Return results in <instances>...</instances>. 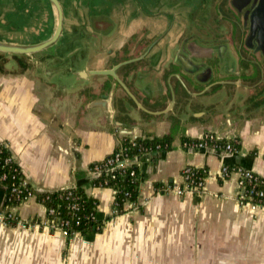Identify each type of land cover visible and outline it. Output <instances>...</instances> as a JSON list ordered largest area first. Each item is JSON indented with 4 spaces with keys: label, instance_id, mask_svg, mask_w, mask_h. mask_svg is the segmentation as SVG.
<instances>
[{
    "label": "crops",
    "instance_id": "obj_1",
    "mask_svg": "<svg viewBox=\"0 0 264 264\" xmlns=\"http://www.w3.org/2000/svg\"><path fill=\"white\" fill-rule=\"evenodd\" d=\"M59 2L63 31L57 42L25 56L28 66L23 72H17L14 59L5 56L7 73H0V140L34 193L80 187L97 200V218L104 225L101 232L70 237L41 229L34 222L43 218L45 206L32 197L14 208L20 225H7L0 217V264H264V206L252 209L240 202L237 175L224 178L220 173L227 165L264 177V87L236 90L237 97L216 123L205 120L204 107L190 106L185 109L190 118L186 124L174 122L173 116L182 109L181 100L195 99L192 96L201 88H189L188 94L177 88L169 117L146 124L116 115L106 120L100 109L87 107L96 97L94 83L105 78L87 75L76 80L72 75L77 69H105L135 58L143 52L146 39L166 47L158 60H167L179 39L180 22L172 13L198 9L199 3L213 9V0ZM53 27L47 0H0V40L33 44L47 38ZM46 66L52 67L48 74ZM139 67L140 62L132 69ZM242 67L239 59L223 62L221 78L252 82ZM57 70L72 75L70 86L51 82ZM120 74L127 76L125 69ZM106 82L109 85L111 80ZM172 82L177 85L175 79ZM126 84L144 107L150 106L148 94L156 89L148 74L138 71L134 82ZM125 102L135 108L127 96ZM169 103L167 93L163 106ZM203 133L236 139L239 150L219 155L183 146V138ZM165 134L171 135L169 149L147 152L135 160L137 204L128 203L124 213L112 216L113 189L92 185L95 175L90 165L110 154L123 137ZM186 165L206 170L203 188L182 194L159 191L183 186Z\"/></svg>",
    "mask_w": 264,
    "mask_h": 264
},
{
    "label": "water",
    "instance_id": "obj_2",
    "mask_svg": "<svg viewBox=\"0 0 264 264\" xmlns=\"http://www.w3.org/2000/svg\"><path fill=\"white\" fill-rule=\"evenodd\" d=\"M47 1L54 14V27L51 34L44 40L33 44H18L0 40V53H3L4 56L12 54L32 56L57 42L63 31V10L59 0ZM98 24L99 27H103L102 22ZM90 25L93 26L92 19H90ZM82 36L84 41H88V35L83 34ZM149 40L146 39L144 41L145 47L143 52L135 58L118 62L110 68L89 71L77 69L75 72H72L76 80L84 79L87 75L105 78L104 80L99 79L94 83L92 88L96 97L88 102L87 107L100 109L106 120H110L116 115L126 122L137 123L139 120H142L146 124H149L153 123L155 118L160 117L164 119L169 117L167 114L171 111L172 105L175 104V89H181L188 94L189 88H201V90L192 96L195 99L191 100L184 97L179 106L183 110L190 106H202L205 109V120L216 123L225 114V109H228L234 98L237 97L236 90L241 89L244 92H249L264 87V59H249L239 56L238 59L242 61L243 74L253 79V81L247 83L235 82L221 78L223 62L227 61L222 60V50H226L225 45L216 47L212 44L198 42L193 44V42H187L188 38H186L180 46L174 45L170 47L173 51L170 52L171 54L167 60H158L163 52H166V47L159 49L157 40ZM245 48L250 54L251 47L246 46ZM143 61L144 63L141 64ZM138 62H140V67L132 69ZM123 69L127 73L126 78H123L120 74V71ZM51 70L52 67L46 66L44 68L46 74L50 73ZM138 71H141L145 75L148 74L150 76V83L154 84L156 89L155 93L152 91L148 94L149 107H144L126 84V82H134V75ZM72 75L70 76L57 70L51 76V82L54 85L70 86L72 80L69 79H71ZM107 79L111 80L109 85L106 82ZM172 79H175L177 85H174ZM117 87L120 89L119 92L116 90ZM167 93L170 96V103L163 106ZM125 96L134 103L135 108L125 102ZM220 98L224 99L220 100ZM246 98L248 99L247 96ZM141 113L144 115H141ZM202 149L203 151L219 155L224 154L223 150L220 149L210 147ZM198 195H201V192H198ZM4 197V190L0 187V213L3 210Z\"/></svg>",
    "mask_w": 264,
    "mask_h": 264
},
{
    "label": "trees",
    "instance_id": "obj_3",
    "mask_svg": "<svg viewBox=\"0 0 264 264\" xmlns=\"http://www.w3.org/2000/svg\"><path fill=\"white\" fill-rule=\"evenodd\" d=\"M10 56L14 59L17 65V72H23L26 70L28 63L23 59L25 55L12 54ZM5 63L6 57L3 53H0V73H7ZM184 140L196 141L197 138H183V141ZM235 140L236 139H221L218 142L219 144L224 145L226 142L230 141L234 150L238 151L240 146L238 141L236 140L237 142H235ZM170 142V134H165L161 137L154 136L151 138L136 136L133 140H130V137H123L121 138L119 145L116 146L110 154L105 156L102 160L93 162L90 165L91 170H93L95 166L103 165L102 169H99V174L92 178V185L98 187H110L115 190L114 200L116 203V212L115 214L113 213L112 216L124 213L126 211V203L137 204L139 194V175L135 161L136 158L147 153L144 151V148L153 150L156 144L159 145L158 150H167L170 148ZM222 149L223 148H221V150ZM118 152L120 153V159L123 157H129L131 162L122 168L115 167V169H112V166L107 164L106 161L108 158L114 157V154ZM11 156L8 147H5V143L0 140V187L4 190V203L8 206L19 204L17 203V200L10 196V189L12 184L16 186L20 184V176L22 175L21 170H15V165L17 166V164H15L13 160H6L7 157ZM228 167L231 168L232 166ZM194 168L198 175L205 178L207 173L203 167ZM131 170L134 171L133 175L129 174ZM2 174H5L4 179L1 178ZM252 175L254 177H252L248 184L250 189L253 188L251 201L258 203L259 205H264V177H261L254 172H252ZM155 187H158V184H155ZM260 191L263 192L262 195H259ZM35 199L42 203L47 209L54 208L56 214L61 216V218H68L70 221V231L84 235L89 232H101L102 230L104 223L97 218V200L86 195L84 190L80 187L37 192L35 193ZM72 203H76L77 207L71 212L69 205ZM3 219L7 225H16V221L9 218L7 212L3 213ZM76 220H78V222H75ZM70 236L71 234L67 237Z\"/></svg>",
    "mask_w": 264,
    "mask_h": 264
},
{
    "label": "flooded vegetation",
    "instance_id": "obj_4",
    "mask_svg": "<svg viewBox=\"0 0 264 264\" xmlns=\"http://www.w3.org/2000/svg\"><path fill=\"white\" fill-rule=\"evenodd\" d=\"M213 4L209 10L199 3L198 9L172 13L180 22L175 45L180 46L188 38L187 42L193 44L225 45L224 61L239 56L264 59V0H213ZM246 46L251 47L250 54ZM173 121L186 124L190 118L185 110L179 109Z\"/></svg>",
    "mask_w": 264,
    "mask_h": 264
},
{
    "label": "built area",
    "instance_id": "obj_5",
    "mask_svg": "<svg viewBox=\"0 0 264 264\" xmlns=\"http://www.w3.org/2000/svg\"><path fill=\"white\" fill-rule=\"evenodd\" d=\"M134 137H130V140H133ZM222 138L217 137L216 135L212 134V133H203L201 134L199 137H197L196 141H191V140H184L182 142L183 146L186 148H205V147H210V148H214V149H220L223 148V151L226 152H233L235 151L233 146L231 145L230 141L226 142L224 145L219 144L218 141H220ZM235 142H237L235 140ZM5 147H7V145L5 144ZM159 149V145L156 144L153 148V150L148 149V148H144L145 152H151V151H155ZM151 150V151H148ZM121 152V149H120ZM119 152L114 154V157H110L107 159L106 163L110 164L112 166V169H115V167H124L126 164H129L131 162V160L129 159V157H123L122 159H120L119 156ZM13 160V157H7V161L8 160ZM15 162V161H14ZM116 163V164H115ZM134 163V161H133ZM16 164V163H15ZM103 165L101 166H95L93 170H91V172L94 173V175L96 176L97 174H99V169H102ZM15 170H19L20 168L19 166L15 165ZM220 173L224 178L229 177L232 173H235L237 175V198L239 199L240 202L244 203V204H248L252 209H256L258 206H260L258 203L251 201V196H252V192H253V188H249L248 184L250 183V180L252 179V177H254L252 175V171L240 168V167H228L227 165H223L220 169ZM130 175L134 174V171L131 170ZM5 174L1 175V178L4 179ZM182 179L184 182L183 186H168L167 188H160L159 191L163 190V191H173L176 194H182L185 190H195V191H199L201 188L204 187V177L200 176L197 174L195 168L191 165H186L183 167L182 169ZM113 192L115 194V190L113 189ZM263 192L260 191L259 195H262ZM10 196L17 200V203H22L25 202L27 200H29L30 198L34 197L35 198V193L33 192V190L31 189L30 185L25 181V179L22 177V175L20 176V184L18 186L12 184V187L10 189ZM5 199V197H4ZM128 204V203H126ZM125 204V205H126ZM133 204V203H131ZM115 200H114V196H113V200H112V214L116 212L115 209ZM18 206V204L12 205V206H8V205H3V210L0 213V217L3 219V213L7 212V215L9 218L13 219L14 221H16V225H20L19 224V220H18V216L16 214V212L14 211V208ZM264 206V205H262ZM77 207L76 203H72L69 205L70 211L72 212L75 208ZM75 222H78V220H76ZM39 228L44 229V230H49V231H59L61 232L63 235L68 236L69 234L73 235L74 231H70L69 230V225H70V221L68 218H61V216H59L58 214H56L54 208H46L45 207V215L43 216V218H41L40 220L34 222Z\"/></svg>",
    "mask_w": 264,
    "mask_h": 264
},
{
    "label": "rangeland",
    "instance_id": "obj_6",
    "mask_svg": "<svg viewBox=\"0 0 264 264\" xmlns=\"http://www.w3.org/2000/svg\"><path fill=\"white\" fill-rule=\"evenodd\" d=\"M46 73V72H45Z\"/></svg>",
    "mask_w": 264,
    "mask_h": 264
}]
</instances>
